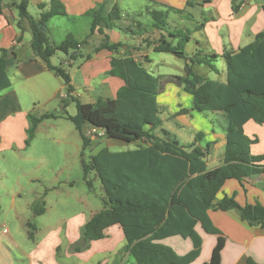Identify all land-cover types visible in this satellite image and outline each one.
Wrapping results in <instances>:
<instances>
[{
    "label": "trees",
    "instance_id": "1",
    "mask_svg": "<svg viewBox=\"0 0 264 264\" xmlns=\"http://www.w3.org/2000/svg\"><path fill=\"white\" fill-rule=\"evenodd\" d=\"M4 1L17 11L18 28L22 22L27 24L31 33L29 48L32 58L41 60L49 71L62 79L67 86V94L73 88L65 64H50L56 53H62L66 61L79 63L90 60L103 50L116 55L110 60L109 71L111 76L123 82L116 96L94 104L82 103L71 97L76 105V115L66 119L79 134L83 151L92 143L91 138L83 133L86 124L101 131L103 138L134 145V149L111 152L104 148L91 158L88 165L83 163L84 175L93 171L101 183L103 207L81 227L78 241L70 248L72 252L83 251L90 241L104 238L105 229L119 225L126 241L124 250L136 264H191L201 252L202 239L196 230L199 225L205 233L218 235L210 260L203 264H220L225 241L219 230L213 227L208 211H233L250 226H264V207L258 204L240 206L229 197L216 200L228 180L241 182L259 177L264 181V153L251 154L250 146L256 141L243 131V126L249 121L264 126V31L237 52L221 55L225 63V80L217 82L198 74L195 67L205 66L217 73L213 63L219 56L196 51L187 57L185 45L189 34L172 32L166 22V13L148 11L151 25L143 31H162L171 40H176L172 43L162 35L153 51L185 60L183 76L170 77L166 82L181 87L192 97V111L199 114L219 112L227 119L222 164L209 169L206 158L210 145L200 144L201 134H197L191 143H182L163 128L157 103L163 80L154 77L135 61L128 47L121 54L124 45L120 42L112 44L106 35L93 47L87 40L77 41L70 35L54 44L48 35V23L54 17L65 15L57 0L39 5L37 18L29 14L28 0H0V4ZM232 11L235 13L236 8L233 7ZM262 12L264 14V5ZM87 15L92 19L90 35L96 31L103 34V29L117 28L116 22L122 19L116 8L108 12L104 3L96 5ZM147 44L152 46L155 42L147 40ZM18 62L15 49L1 51L0 92L10 87L8 70ZM64 100L62 109L66 104ZM59 117L29 113L25 146L34 139L40 123ZM87 185L91 186L90 183ZM43 206V200H36L32 206L34 215L40 214ZM28 226L32 228L31 224ZM171 237L188 239L192 249L178 255L169 246L159 243ZM247 264L256 263L248 259Z\"/></svg>",
    "mask_w": 264,
    "mask_h": 264
},
{
    "label": "crops",
    "instance_id": "2",
    "mask_svg": "<svg viewBox=\"0 0 264 264\" xmlns=\"http://www.w3.org/2000/svg\"><path fill=\"white\" fill-rule=\"evenodd\" d=\"M57 1L63 6L65 15L54 17L49 21L48 35L51 42L59 44L66 36L70 35L77 41L87 40L90 46H96L106 35L112 44L120 42L124 45L120 51L121 54L128 47L131 57L141 63L150 74H152L151 67L158 65L149 60V53H155L153 46H157L156 42L161 40L162 35L172 43H175L176 40H171L162 31H143L144 28L147 29L151 25L148 11L166 13V22L172 32L174 30L189 34V41L185 45V50L188 52L187 57L196 51L208 55L217 54L219 57L224 52H237L252 43L255 36L264 31V14L262 12L264 0H235L234 3L232 0H139L135 3L132 0ZM49 2L50 0H28V9L30 7L36 9L38 16L40 13L38 6L47 5ZM101 3L105 4V9L108 12L116 8L122 19L116 22L117 28L103 29V34L96 31L90 35L92 19L87 13ZM233 7L236 8L235 13L232 11ZM199 9L202 10L199 11ZM206 12H209L210 15L203 19L202 16ZM196 17H199L200 22L196 21ZM17 22V11L9 6L8 1L1 3L0 55L2 50L15 49L19 60L17 66L8 70L10 87L0 92V155L12 156L16 155V152L27 153L35 140L36 132L43 122L38 125L34 139L28 146H25L28 128L27 115L29 113L34 115L35 108L59 101V112L55 115L60 116L57 119L67 120L66 117L76 115V113L73 115L69 113L70 103L75 105V102L70 99L71 97L82 103L94 104L98 100L113 99L123 86L122 80L109 74L110 60L116 55L103 50L83 63L66 61L65 57L59 61V65L61 62L65 64L64 68L71 78L73 91L67 94V86L62 79L49 71L41 60L32 58L29 48L31 33L25 22H22L20 29ZM187 22L193 27L192 32L188 30ZM205 27L211 28V31L207 32ZM132 31L140 35H132ZM147 40L155 42V45L148 46ZM211 44H215L216 49L213 50ZM27 54H29L28 57ZM50 64L58 66L52 62V59H50ZM75 65L78 66L75 67ZM10 70L12 71L10 72ZM168 76L170 75H161L160 78L163 80L162 78L166 79ZM80 90H82L81 94L78 93ZM20 96L28 100L31 108L22 106ZM62 99H65L66 103L64 109H62ZM256 125L258 124L252 121L247 122L243 126L244 133L246 129L252 134L262 129L259 127L261 125ZM170 132L177 136L175 132ZM83 133L89 136L92 141L102 137V132L89 124L83 126ZM245 134L248 136L247 133ZM104 139L108 141V147L126 145L114 139ZM213 139V145L210 146L206 158L209 169L222 164L226 143L225 132L219 136L214 135ZM193 140L194 138H190L187 143H191ZM217 148H223V154L219 157L213 156V151ZM250 152L254 156L260 155L264 153V147L255 153L250 148ZM31 159L27 158L25 161ZM22 170L24 168L16 169L17 175L14 179L12 178L14 190H16L15 188L22 189L23 185L20 183V174L24 172ZM34 181L38 180L33 178L31 182ZM20 194L21 192H18L17 196L19 197ZM15 195L13 191L8 193L12 203ZM47 196L48 191L45 189L42 194L38 193L35 197V200L44 201L43 211L38 215H34L32 210L35 200L32 204L28 203V208L36 219V224L31 228V240L35 246L29 255L30 264H125V262H129L130 255L124 250L126 241L119 225L105 229V237L90 241L83 251L72 252L70 248L78 241L80 229L88 220L83 213L76 212L66 216L62 214L64 212L52 211L47 204L49 199ZM224 197L234 198L240 206L258 204L264 207V181L259 177L241 182L233 179L228 180L217 194L216 200L219 201ZM208 217L225 241L220 255V264H247L248 259L253 260L256 264H264V226H250L233 211L210 210ZM196 230L202 239V247L198 259L191 264H195L201 259L202 261H199L198 264H203L210 260L218 235L205 233L199 225ZM38 234L41 235L40 239L37 238ZM160 242H172L175 246L173 250L178 255H184L192 249L191 242L180 237H171ZM111 257L115 259H111Z\"/></svg>",
    "mask_w": 264,
    "mask_h": 264
},
{
    "label": "rangeland",
    "instance_id": "3",
    "mask_svg": "<svg viewBox=\"0 0 264 264\" xmlns=\"http://www.w3.org/2000/svg\"><path fill=\"white\" fill-rule=\"evenodd\" d=\"M132 1L139 2V0ZM28 12L33 18L38 17L34 8L30 7ZM209 15L210 13L206 12L202 17L206 19ZM196 21L200 22L199 17H196ZM187 24L188 30L192 32L193 27L188 22ZM205 30L210 32L211 28L205 27ZM211 45H213V50L216 49L215 44ZM93 46L95 45L91 47ZM185 52L188 55L187 50ZM63 58L64 55L58 52L51 59L55 65H59V61ZM149 60L158 64L150 69L154 77L170 75L166 79L162 78L165 81L157 95V103L161 112L160 118L165 124L164 129L175 132L176 138L185 143L197 134H201L202 138L199 141L201 145L212 146L214 135H222L227 126L224 115L210 112L199 114L192 111V97L184 93L181 87L166 82L171 76H183L185 60L167 53H149ZM213 65L217 73L211 72L205 66L196 67V71L212 81L223 82L225 80L224 60L219 57ZM77 66L75 65V67ZM78 93L81 94L82 90ZM20 97L22 106L31 108L28 100L23 96ZM58 112L59 101H54L49 105L35 108L34 115L57 114ZM69 113L71 115L76 113L75 105L72 103L69 105ZM259 127L262 129L253 134L247 132V129L245 130L250 139L256 141L250 146L253 153L264 147V126ZM94 140L90 147L83 151L82 140L69 121L50 119L43 121L39 126L35 140L27 153L16 152V155L13 154V156L0 155V264H30L29 255L35 245L29 239V235L32 236V229L28 224L35 225L36 219L30 212L28 203L32 204L38 193L42 194L45 189L48 191L47 204L50 209L64 212L62 214L66 216L79 212L89 220L92 214L102 209L101 199L104 197V192L101 183L93 171L89 172L87 176L84 175L83 163L88 165L91 158L101 149L121 152L134 149V145L121 144L108 147V141L103 137ZM221 154H223V148L213 151L215 157H219ZM27 158L32 159L25 161ZM20 168H24L22 170L24 172L20 174V183L23 186L22 189L15 188L16 190H14L11 181L17 175L16 169ZM33 178L38 181L31 182ZM87 183H90L91 186L89 187ZM32 188L33 190H31ZM12 191L14 195L16 194L13 203L8 196V193ZM18 192H21L19 197L17 196ZM37 238L40 239L41 235L38 234ZM163 245L172 249L175 247L172 242L163 243ZM111 259L115 258L111 257ZM199 261L201 262L202 259ZM199 261L195 264L200 263ZM125 264L136 263L130 256L129 262H125Z\"/></svg>",
    "mask_w": 264,
    "mask_h": 264
},
{
    "label": "water",
    "instance_id": "4",
    "mask_svg": "<svg viewBox=\"0 0 264 264\" xmlns=\"http://www.w3.org/2000/svg\"><path fill=\"white\" fill-rule=\"evenodd\" d=\"M29 56V54H27V57Z\"/></svg>",
    "mask_w": 264,
    "mask_h": 264
},
{
    "label": "built area",
    "instance_id": "5",
    "mask_svg": "<svg viewBox=\"0 0 264 264\" xmlns=\"http://www.w3.org/2000/svg\"><path fill=\"white\" fill-rule=\"evenodd\" d=\"M64 97H66V96H64Z\"/></svg>",
    "mask_w": 264,
    "mask_h": 264
}]
</instances>
